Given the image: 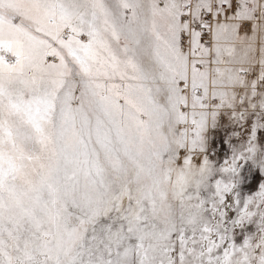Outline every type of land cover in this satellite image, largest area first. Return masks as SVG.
I'll return each instance as SVG.
<instances>
[{
    "label": "snow or ice",
    "instance_id": "6c2138e0",
    "mask_svg": "<svg viewBox=\"0 0 264 264\" xmlns=\"http://www.w3.org/2000/svg\"><path fill=\"white\" fill-rule=\"evenodd\" d=\"M0 264H264V0H0Z\"/></svg>",
    "mask_w": 264,
    "mask_h": 264
}]
</instances>
